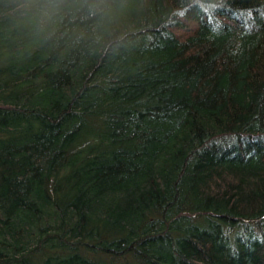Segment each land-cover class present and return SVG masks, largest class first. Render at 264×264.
Returning <instances> with one entry per match:
<instances>
[{
	"label": "trees",
	"instance_id": "trees-1",
	"mask_svg": "<svg viewBox=\"0 0 264 264\" xmlns=\"http://www.w3.org/2000/svg\"><path fill=\"white\" fill-rule=\"evenodd\" d=\"M0 264H264V0H0Z\"/></svg>",
	"mask_w": 264,
	"mask_h": 264
}]
</instances>
